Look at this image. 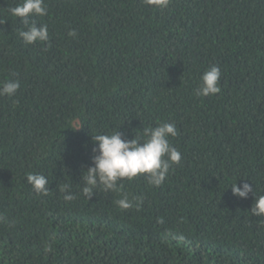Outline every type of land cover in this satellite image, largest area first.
I'll return each mask as SVG.
<instances>
[{
  "label": "trees",
  "instance_id": "trees-1",
  "mask_svg": "<svg viewBox=\"0 0 264 264\" xmlns=\"http://www.w3.org/2000/svg\"><path fill=\"white\" fill-rule=\"evenodd\" d=\"M21 2L0 0V84L20 81L0 96V264H264L255 194L231 189L264 194V0H45L30 19L49 39L33 44L9 11ZM212 65L220 92L195 95ZM161 122L182 154L163 184L82 194L94 135L143 138ZM125 195L141 206L120 209Z\"/></svg>",
  "mask_w": 264,
  "mask_h": 264
},
{
  "label": "clouds",
  "instance_id": "clouds-1",
  "mask_svg": "<svg viewBox=\"0 0 264 264\" xmlns=\"http://www.w3.org/2000/svg\"><path fill=\"white\" fill-rule=\"evenodd\" d=\"M149 6L157 8L168 7L170 0H144ZM15 17L21 18L24 28L20 30V36L25 44H33L37 41L44 42L49 39L47 24L39 27L31 21L32 16H46L47 7L45 0H22V2L9 9ZM75 36V30L69 32ZM15 75V74H13ZM221 70L219 66L212 65L206 69L201 77V83L195 89V95L201 97L212 96L220 92ZM20 88V81L14 79L5 80L0 84V96H15ZM128 119H121L122 125ZM80 127L74 128L79 129ZM174 123L161 122L155 127L144 129L143 138L135 137L128 139L123 132L114 131L111 134H97L93 136L94 147L92 149V165L87 167L82 174V194L89 200L92 199L97 189L104 192L119 191V181L132 180L139 175H144L150 185L160 186L164 183L172 165L181 162L182 154L170 143L169 137L177 135ZM27 181L34 191L40 195L49 194V181L43 173H29ZM70 184H64L60 191L64 193V199L71 201L76 195L71 191ZM232 193L240 198H247L249 193L255 194V201L251 207L254 216H264V194L256 195L255 188L248 182L242 185L237 182L231 185ZM135 206L139 208L142 199L134 197L130 200L126 195L115 203L120 209H129ZM3 216H0V220ZM179 239H184L180 236ZM46 251H51V246H46Z\"/></svg>",
  "mask_w": 264,
  "mask_h": 264
}]
</instances>
